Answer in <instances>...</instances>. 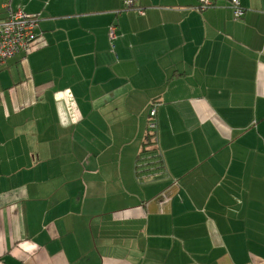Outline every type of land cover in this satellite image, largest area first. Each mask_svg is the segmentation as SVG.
I'll list each match as a JSON object with an SVG mask.
<instances>
[{"label":"crops","instance_id":"1","mask_svg":"<svg viewBox=\"0 0 264 264\" xmlns=\"http://www.w3.org/2000/svg\"><path fill=\"white\" fill-rule=\"evenodd\" d=\"M126 1L0 0L38 18L0 70V259L264 264V0Z\"/></svg>","mask_w":264,"mask_h":264},{"label":"built area","instance_id":"2","mask_svg":"<svg viewBox=\"0 0 264 264\" xmlns=\"http://www.w3.org/2000/svg\"><path fill=\"white\" fill-rule=\"evenodd\" d=\"M201 7L208 8L213 6L211 0H201ZM231 6L234 9L235 17H241L243 10L240 8L239 0H231ZM126 9L133 8V1L125 2ZM6 17L0 21V70L10 59L16 55L28 53L38 40V18L34 15H28L21 10L13 11L9 5H4ZM139 15L143 14L141 9H135ZM114 26H110L108 35L110 41L115 38ZM155 110L150 111L148 128L153 133L155 131V122L153 118ZM0 264H4L0 260Z\"/></svg>","mask_w":264,"mask_h":264},{"label":"trees","instance_id":"3","mask_svg":"<svg viewBox=\"0 0 264 264\" xmlns=\"http://www.w3.org/2000/svg\"><path fill=\"white\" fill-rule=\"evenodd\" d=\"M212 1V3H213V6H211V7H208V8H202L201 7V2H200V4H199V6L197 7V11L199 12V11H204V10H208V9H212V8H215L217 5H216V0H211ZM228 2H229V7H230V9H231V11H232V16H233V19H234V21H239V20H241L243 17H244V15H245V9L243 8V6H241V4H240V8L243 10V15L241 16V17H235V15H234V9L232 8V6H231V0H228ZM239 3H240V1H239ZM136 11V10H135ZM137 13V12H136ZM138 14V13H137ZM139 15V14H138ZM152 110H155V116H154V118H153V122H155V131L153 132V133H150L151 131L149 130V128H148V122H149V115H150V111H152ZM148 118H147V123H146V138H145V142H144V144H143V148H142V152L140 153V155L138 156V160H137V163H138V165L139 166H141V162H142V157L144 156V155H146V157H145V159H144V162H146L147 161V164H148V162L149 161H154L155 159H157L158 157H152L151 155H153V153H155V149H154V145H155V139H156V137H155V132H156V130H157V118H156V107H155V104H152L151 106H150V108H149V110H148ZM150 155V156H149ZM146 164V165H147ZM142 167V166H141ZM1 260V259H0ZM2 261V260H1Z\"/></svg>","mask_w":264,"mask_h":264}]
</instances>
